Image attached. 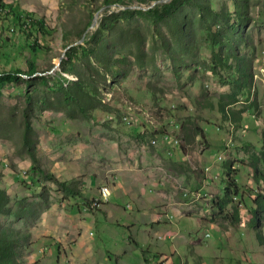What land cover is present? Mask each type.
<instances>
[{"label":"rangeland","instance_id":"374dc122","mask_svg":"<svg viewBox=\"0 0 264 264\" xmlns=\"http://www.w3.org/2000/svg\"><path fill=\"white\" fill-rule=\"evenodd\" d=\"M1 1L47 26L36 37L46 47L34 54L11 15L0 22V69L23 71L0 87V187L8 189L11 209L0 223L30 231L22 264H264V241L247 224L250 199L261 188L249 163L264 142V0H238L244 16L230 15L238 28L227 33L231 50L251 73L234 98L236 62L228 59L229 70L213 65L209 38V27L226 29L214 11H233L232 0H207L210 10L183 6V46L145 13L170 0ZM124 8L136 11L131 21L144 36L141 62L129 50L119 62L122 48L114 44L104 63L92 58L88 69L80 67L96 88L90 93L96 107L80 112L55 92L58 74L77 78L63 71L61 58L103 16ZM25 58L36 65L31 74ZM41 76L51 78L45 84ZM24 118L32 127L27 135ZM227 172L238 193L220 212L214 200ZM172 184V198L188 203L177 204L175 214L165 206L172 203ZM104 185L108 200L91 206ZM230 204L239 224L229 220ZM23 206L31 212L14 216Z\"/></svg>","mask_w":264,"mask_h":264},{"label":"trees","instance_id":"16d2710c","mask_svg":"<svg viewBox=\"0 0 264 264\" xmlns=\"http://www.w3.org/2000/svg\"><path fill=\"white\" fill-rule=\"evenodd\" d=\"M124 0H104L105 3L111 2H123ZM238 0H232V4L235 6L233 11L226 10L227 12H216L215 16L224 18L228 25L226 29L216 32L209 27V38L212 44L216 47L211 51V63L229 70L231 62L229 58L234 59L236 62V76H232V82L235 84V90L230 94L232 98L237 95L239 91L243 89L246 84V78H250L251 73H245V67L240 68L241 56L231 50L230 36H227L229 31H237V25L235 26V20L229 22L231 13L234 14L235 19L241 20L243 10L245 9L242 3H238ZM197 4L201 6L200 9H209L207 0L205 4L203 0H170L169 2L161 5L155 4L149 7L145 13L149 19L153 22H161L167 27L169 34L174 39L176 44L184 45L186 41L185 23L186 18L183 6ZM6 4L0 0V22L4 20H10L8 15L14 20L15 25L19 26L21 32L24 33V47L29 53H37L42 48L45 49V45H40L36 41L38 34H46L47 26L44 21L35 16L32 12L24 11L20 13L18 10H11L9 7L6 9ZM203 6V7H202ZM11 7V6H10ZM12 11V12H11ZM136 12L132 8H124L118 12H111L103 16L96 27V29L87 37L83 39V43L71 45L65 51V54L61 58V64L64 72L72 73L76 75L75 80L68 81L66 77L59 75L60 80H57L55 86V92L58 91L64 103H70L75 105V109L84 111L88 106L96 107L94 103H91V96H95L96 88L93 86V82L89 80L90 72H82L87 74L86 80L83 74L80 72V67L86 69L89 68L91 59H101L104 63L108 59V47L114 44L120 45L122 52L117 56L119 62H123L126 59L125 50L132 51L131 53L135 57L136 62H141V56L144 46V36L139 27L132 23V17ZM22 27V28H21ZM85 26L78 28L75 33L78 37L81 36ZM34 38V39H32ZM22 47V46H21ZM133 49V50H132ZM27 65V74L34 72L35 63L25 58ZM242 64L244 62H241ZM23 71L19 68L12 70L0 69V87L5 84L11 83L19 79V73ZM51 77L41 76L42 82L47 84ZM223 110V107H220ZM24 128L23 134L27 135L32 131L30 120L23 119ZM24 143L29 145L28 139L23 138ZM29 156L34 159L33 151L29 150ZM262 164V166L259 165ZM253 179L260 183L261 188L257 191L256 195L252 197L251 207L249 208L250 216L248 219V226L252 228L255 238L259 243H263L264 237L262 234V220L264 219V142L259 154L251 156V162L249 163ZM49 176L51 174H48ZM52 177V176H51ZM63 183V182H62ZM64 184V183H63ZM66 185V184H64ZM68 190H72L73 187L66 186ZM238 193V186L235 178L231 177L227 172L225 174V183L222 192L215 196L214 204L218 208V211L222 212L226 209L228 203H232V195ZM229 220L231 224H239V211L234 204H230V210H228ZM29 206L20 207L13 212L16 217H25L29 214ZM11 209L9 206V195L5 188L0 187V215L10 214ZM30 237V231L26 229L15 228L10 225L0 223V264H22L21 257L25 249L28 239ZM114 264H118L114 261Z\"/></svg>","mask_w":264,"mask_h":264},{"label":"crops","instance_id":"0c3cea01","mask_svg":"<svg viewBox=\"0 0 264 264\" xmlns=\"http://www.w3.org/2000/svg\"><path fill=\"white\" fill-rule=\"evenodd\" d=\"M9 177L7 176L6 177V179H8ZM98 185V184H97ZM160 184L159 183H157V186H159ZM174 185L172 184V186L170 187V189H169V194H170V192H172V187H173ZM13 187H15V186H13ZM108 187V186H107ZM159 188H160V190L162 191L163 190V187L162 186H159ZM11 189H12V187H11ZM108 189H109V191H110V187H108ZM6 190H8V189H6ZM157 191H158V189H157ZM159 193H157V195H156V202H155V206H160L159 204H160V202L162 201V194H160V191H158ZM165 193V192H164ZM173 193V192H172ZM165 195V197L168 195L167 193H165L164 194ZM171 195V199L170 200H172V203L171 204H165V206L166 207H168V209H169V211H171V212H173L174 214H175V210L174 209H176V206H177V204H188L187 202H181V201H177V200H175L174 198H172V197H174L172 194H170ZM177 207H182L181 205L180 206H177ZM155 212H157V210H155ZM180 215L176 218V219H180ZM178 224H180L179 226L181 227V223H178ZM174 230V229H173ZM178 232V230H174V233H177ZM173 235V234H172Z\"/></svg>","mask_w":264,"mask_h":264},{"label":"bare ground","instance_id":"6f19581e","mask_svg":"<svg viewBox=\"0 0 264 264\" xmlns=\"http://www.w3.org/2000/svg\"><path fill=\"white\" fill-rule=\"evenodd\" d=\"M153 141H155V139L152 140V142H153ZM150 143H151V142H150ZM153 143H154V142H153ZM154 144H155V143H154ZM99 192H100L104 197H109V195H110V191H109L108 187L105 186V185L100 187ZM97 200H98V198H96V199L93 201V204L96 203Z\"/></svg>","mask_w":264,"mask_h":264},{"label":"built area","instance_id":"2783aa9c","mask_svg":"<svg viewBox=\"0 0 264 264\" xmlns=\"http://www.w3.org/2000/svg\"><path fill=\"white\" fill-rule=\"evenodd\" d=\"M175 141V140H174ZM98 192V200L96 203L94 204H91V206H97V205H100L101 203H103L104 201H107L108 200V197H104L100 192L99 190H97Z\"/></svg>","mask_w":264,"mask_h":264}]
</instances>
